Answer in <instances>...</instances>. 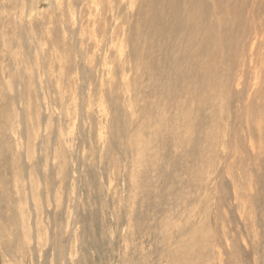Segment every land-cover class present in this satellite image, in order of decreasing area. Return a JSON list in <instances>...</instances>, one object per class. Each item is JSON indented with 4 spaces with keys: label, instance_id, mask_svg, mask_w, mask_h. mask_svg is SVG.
Returning a JSON list of instances; mask_svg holds the SVG:
<instances>
[{
    "label": "rangeland",
    "instance_id": "1",
    "mask_svg": "<svg viewBox=\"0 0 264 264\" xmlns=\"http://www.w3.org/2000/svg\"><path fill=\"white\" fill-rule=\"evenodd\" d=\"M0 264H264V0H0Z\"/></svg>",
    "mask_w": 264,
    "mask_h": 264
},
{
    "label": "bare ground",
    "instance_id": "2",
    "mask_svg": "<svg viewBox=\"0 0 264 264\" xmlns=\"http://www.w3.org/2000/svg\"><path fill=\"white\" fill-rule=\"evenodd\" d=\"M98 3H99V2H98ZM15 8H17V7H15ZM119 36H120V35H119ZM119 38H120V37H119ZM87 43H88V42H87ZM95 44H96V43H95ZM249 60H250V59H249ZM250 61H251V60H250ZM250 61H249V62H250ZM40 82H41V81H40Z\"/></svg>",
    "mask_w": 264,
    "mask_h": 264
}]
</instances>
